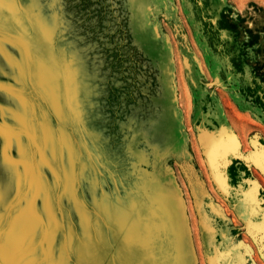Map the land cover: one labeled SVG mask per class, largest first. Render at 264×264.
Here are the masks:
<instances>
[{
  "label": "rangeland",
  "instance_id": "obj_1",
  "mask_svg": "<svg viewBox=\"0 0 264 264\" xmlns=\"http://www.w3.org/2000/svg\"><path fill=\"white\" fill-rule=\"evenodd\" d=\"M0 264H264V0H0Z\"/></svg>",
  "mask_w": 264,
  "mask_h": 264
}]
</instances>
